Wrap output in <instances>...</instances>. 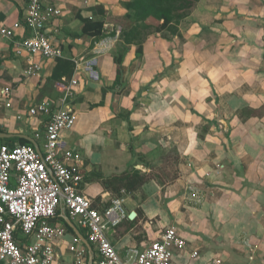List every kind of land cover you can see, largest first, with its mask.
I'll use <instances>...</instances> for the list:
<instances>
[{"label": "crops", "instance_id": "0c3cea01", "mask_svg": "<svg viewBox=\"0 0 264 264\" xmlns=\"http://www.w3.org/2000/svg\"><path fill=\"white\" fill-rule=\"evenodd\" d=\"M25 1L0 0V20H19ZM53 1L62 8L60 48L79 77L69 100L76 121L62 132V146L81 153L80 189L95 204L124 191L127 217L108 233L118 255L125 259L172 226L199 252L197 263L221 256L227 264H264V0H198L176 33L150 34L140 54L120 39L131 0ZM77 15L102 18L103 36L80 35ZM54 65L41 61L26 77L27 57L1 43L0 88L11 85L14 94L1 124L21 121L15 116L38 100ZM22 122L12 134L43 131L36 120ZM66 219L52 222L69 227ZM76 229L86 246V231ZM73 235L69 227L56 242V264H75Z\"/></svg>", "mask_w": 264, "mask_h": 264}, {"label": "built area", "instance_id": "2783aa9c", "mask_svg": "<svg viewBox=\"0 0 264 264\" xmlns=\"http://www.w3.org/2000/svg\"><path fill=\"white\" fill-rule=\"evenodd\" d=\"M61 16V5L53 0H26L19 20L10 25L0 20V45L6 41L14 57H27L24 76L36 75L41 61L65 57L57 38ZM78 80L75 73L58 80L57 100L33 101L25 109L28 120L43 126L32 136L39 152L31 143L0 142V264H56L55 244L69 230L65 223L52 222L59 214L86 231L89 248L76 235L68 245L75 264L88 259L90 264H227L221 256L197 263L199 252L172 226L142 249H128L125 259L118 255L108 233L127 217L124 191L106 206L95 204L80 189L81 153L62 146V132L76 121L69 100ZM13 97L11 85L0 88V111L12 108Z\"/></svg>", "mask_w": 264, "mask_h": 264}, {"label": "trees", "instance_id": "16d2710c", "mask_svg": "<svg viewBox=\"0 0 264 264\" xmlns=\"http://www.w3.org/2000/svg\"><path fill=\"white\" fill-rule=\"evenodd\" d=\"M198 0H131L124 3L127 12L122 16L120 39L123 46L136 45V53L142 52L141 43L152 33L163 30L172 34L177 32L176 24L190 11ZM100 15L103 13L100 12ZM103 16V15H102ZM82 23L80 35L99 39L104 34V20L102 18L90 19L77 15ZM125 47H123L124 49ZM121 58L115 57L117 68L115 81H118ZM75 64L71 57L55 59V65L49 76L52 82L62 78L70 79L74 73ZM20 144L29 143L24 138L14 137ZM1 142V139H0Z\"/></svg>", "mask_w": 264, "mask_h": 264}, {"label": "rangeland", "instance_id": "374dc122", "mask_svg": "<svg viewBox=\"0 0 264 264\" xmlns=\"http://www.w3.org/2000/svg\"><path fill=\"white\" fill-rule=\"evenodd\" d=\"M117 52H121V46L119 45V47H117ZM69 51V50H68ZM66 56L67 57H70V52H65ZM58 96L57 92H56V86L54 84V81L52 82L51 80H49V78H47L42 86V88L39 90V97H38V100L36 101H39V99H55L56 97ZM33 101H30L29 103H26L24 105V108L26 109L28 104L32 103ZM4 112H0V117H2V114ZM20 115H22V119L21 121H17V125L21 126L22 128H24L25 124L22 122V121H28V119L25 117V114H24V111L23 112H19ZM35 121V120H34ZM15 125V127H11V126H6L3 124H1L0 122V132H8V133H14L13 130H18V126ZM43 127V126H42ZM25 132V131H24ZM2 142H5V143H11V142H16L15 141V138L12 137V138H7V139H2L1 140ZM117 180L114 181V185L116 186H119L118 182H116ZM119 192V188L117 190L116 193ZM115 193V194H116ZM121 224V223H120Z\"/></svg>", "mask_w": 264, "mask_h": 264}, {"label": "water", "instance_id": "95a60500", "mask_svg": "<svg viewBox=\"0 0 264 264\" xmlns=\"http://www.w3.org/2000/svg\"><path fill=\"white\" fill-rule=\"evenodd\" d=\"M12 137H18V138H24L26 139L29 143L33 144L36 148V151L39 152L38 150V147H37V143L33 140L32 137H29L27 135H16V134H12V133H8V132H0V139H7V138H12ZM134 217V212H131V214L129 215V218H133ZM67 221V224L69 225V227L79 236H81L79 234V232L77 231L76 227L73 225V223L69 220V219H66ZM82 242L86 245V247L89 248V245L87 243V241L85 239L82 238ZM88 263L90 264V259L88 260Z\"/></svg>", "mask_w": 264, "mask_h": 264}]
</instances>
